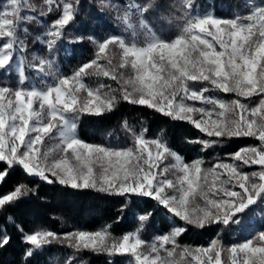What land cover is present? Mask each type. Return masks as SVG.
<instances>
[{
    "label": "snow or ice",
    "instance_id": "6c2138e0",
    "mask_svg": "<svg viewBox=\"0 0 264 264\" xmlns=\"http://www.w3.org/2000/svg\"><path fill=\"white\" fill-rule=\"evenodd\" d=\"M43 3L47 11L32 0L0 2V162L5 165L0 183L20 167L26 176L48 184L123 197L121 211L133 197L150 198L183 225L173 224L149 241L141 233L150 211L138 216L139 227L119 237L111 224L57 233L43 227L25 231L13 222L26 245L23 259L57 243L73 250L65 264H74L83 251L128 256L126 264H264V228L230 246L219 238L195 248L179 243L188 226L239 230L250 227L249 212L264 215V0H243L230 17L217 16L214 6L201 8L197 0H179L171 5L179 22L174 35L157 32L148 18L152 12L161 14V0H98L95 7L102 14L114 13L123 32L99 40L89 36L94 55L71 74L55 69L54 53L79 14L81 0ZM53 5L57 17L35 37L49 55L29 58L28 29L22 25L35 21L37 14H51ZM92 78L94 84L86 82ZM105 78L117 87L104 83ZM212 92L236 98L225 100ZM121 102L192 124L205 134L189 141L201 151L225 139L257 143L229 154V162L205 167L202 158L187 162L173 150L163 130L147 138V129L136 130L126 120L121 127L131 136L130 144L89 143L79 137L82 115L100 116ZM254 165L259 170H244ZM36 191L21 181L0 195V209ZM11 239L0 229V249Z\"/></svg>",
    "mask_w": 264,
    "mask_h": 264
},
{
    "label": "trees",
    "instance_id": "16d2710c",
    "mask_svg": "<svg viewBox=\"0 0 264 264\" xmlns=\"http://www.w3.org/2000/svg\"><path fill=\"white\" fill-rule=\"evenodd\" d=\"M32 2L47 11V5L43 3V0H32ZM120 2L124 3L126 0H120ZM242 2L243 0H197L201 8L214 6L215 14L224 17L232 16ZM97 3L98 0H81L79 14L66 30L65 39L57 44L54 53L55 69L60 73L71 74L81 62L93 57L95 45L88 40L89 36L99 40L107 35H119L123 32V26L114 18L115 14L107 10L102 14L95 7ZM161 3L164 5V8L160 10L161 14L152 12L148 14V18L157 32L163 30L165 35H174L179 22L172 16L171 5L179 3V0H161ZM52 7L51 14L45 17H39L37 14L35 21L22 25L28 29L25 39L29 58L34 54L49 55L46 46L36 42L35 37L42 34L48 23L57 17L55 5ZM169 18L172 19L171 24H169ZM77 36H83L84 39L78 43L69 42ZM27 71L30 76L35 75L33 70ZM86 82L94 84V78ZM104 83L117 87L115 82L107 78L104 79ZM217 96L225 100L233 98L230 94L219 92ZM125 120L136 130L147 129V138H155L163 130L170 147L187 162L198 156L208 166L227 159L229 154L243 146L257 143L250 138H232L222 140V143L213 149L201 151L199 144L189 141L204 138L205 134L200 133L192 124L174 120L153 109L127 102H121L113 111L100 116L82 115L78 121L77 132L82 140L89 143L123 146L132 142L131 136L121 127L122 121ZM3 167L5 165L0 162V169ZM21 181L36 187L37 191L15 204L0 209V229H6L8 235L12 237L8 246L0 249V264H65L67 258L73 255L72 249L53 243L38 250L34 256L25 261L23 253L26 245L22 241L21 233L13 226V222L21 225L25 231L43 227L57 233L77 229L96 231L111 224V232L119 237L139 227L138 216L144 211H150L151 219L146 222L141 233L146 240L154 235L166 233L170 229L172 219L177 225H183L182 221L174 218L150 198L133 197L128 202V206L121 211L122 205L126 203L123 197L108 195L94 189H72L58 183L48 184L38 178L26 176L20 167L13 168L6 180L0 183V195L9 193L14 185ZM248 215L252 217L250 227L239 230L236 227L229 228L223 225H210L202 229L188 226L187 231L179 237V243L199 247L217 238L224 243L248 238L251 233L264 228V215L259 211L254 216L251 212ZM9 217L12 220H9ZM76 255L77 260L74 264H124V256L120 255L110 257L90 251H83Z\"/></svg>",
    "mask_w": 264,
    "mask_h": 264
},
{
    "label": "rangeland",
    "instance_id": "374dc122",
    "mask_svg": "<svg viewBox=\"0 0 264 264\" xmlns=\"http://www.w3.org/2000/svg\"><path fill=\"white\" fill-rule=\"evenodd\" d=\"M34 55H39V54H34ZM114 82V81H113ZM116 83V82H115ZM196 87H200L201 85H199V84H197V85H195ZM219 93H221V92H219ZM209 95H214V96H217V92H212V93H209ZM233 98L232 99H234V98H236L235 96H234V94H230ZM243 102H247V101H243ZM253 102H255V100L253 101ZM197 106H200L199 105V102H197ZM196 158H200V157H195L194 159H196ZM224 161H226V162H229L228 161V158L227 159H225ZM171 161H165V163H170ZM191 162V161H190ZM205 167H208V165H205ZM245 171H254V170H259V166H252V167H250V168H245L244 169ZM173 216V215H172ZM173 224H176L175 223V221L172 219V224H171V226L173 225ZM151 239V238H150ZM150 239H147V240H149L150 241ZM246 238H244V239H239V240H237V241H235V242H231V243H224L223 242V244L225 245V246H230V245H232V244H234V243H239V242H242L243 240H245ZM209 244V243H208ZM207 244V245H208ZM207 245H205V246H207ZM193 248H195V247H193ZM129 259V257L128 256H124L123 257V262H124V264H126V262H127V260Z\"/></svg>",
    "mask_w": 264,
    "mask_h": 264
}]
</instances>
